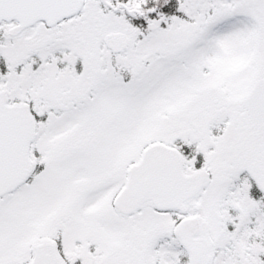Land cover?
Listing matches in <instances>:
<instances>
[{"label": "snow or ice", "instance_id": "obj_1", "mask_svg": "<svg viewBox=\"0 0 264 264\" xmlns=\"http://www.w3.org/2000/svg\"><path fill=\"white\" fill-rule=\"evenodd\" d=\"M0 264H264V0H0Z\"/></svg>", "mask_w": 264, "mask_h": 264}]
</instances>
